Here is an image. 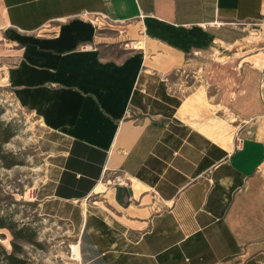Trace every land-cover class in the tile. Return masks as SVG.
Returning a JSON list of instances; mask_svg holds the SVG:
<instances>
[{
	"label": "crops",
	"instance_id": "1",
	"mask_svg": "<svg viewBox=\"0 0 264 264\" xmlns=\"http://www.w3.org/2000/svg\"><path fill=\"white\" fill-rule=\"evenodd\" d=\"M96 20L136 51L103 54ZM141 43L219 53L205 99L228 122L190 124ZM0 45L59 147L38 210L74 226L85 264H264V0H0Z\"/></svg>",
	"mask_w": 264,
	"mask_h": 264
},
{
	"label": "rangeland",
	"instance_id": "2",
	"mask_svg": "<svg viewBox=\"0 0 264 264\" xmlns=\"http://www.w3.org/2000/svg\"><path fill=\"white\" fill-rule=\"evenodd\" d=\"M96 24L98 35L102 38L99 50L103 54L121 59L136 51L130 44L133 34L128 33L126 38H123L124 33L120 34L127 27L117 28L103 22ZM139 47H144L146 67L167 73L164 83L168 86L169 93L178 95L179 102L192 100L194 111L186 115L190 118V124H206L213 119L215 122L210 125L216 126L221 119L229 120L220 111H216L217 108L212 106L213 102L206 101L214 89L209 88L205 73L225 60L217 58L219 53L190 54L181 62L180 57L160 50L159 46H143L141 43ZM1 49L0 45V124L12 136L6 139L0 127V218H5L14 230L23 229L25 237L34 232L36 244L16 240L10 230L2 228L0 252L13 253L12 244H15L21 249L16 255L24 264H85L81 249L80 260L78 253L77 261L69 259V246L79 241L74 226L66 220L43 216L38 210V201L46 194L49 181L56 174L60 159L59 147L50 143L39 120L14 101L9 87L2 79L3 70L10 62ZM224 124L225 130L222 133L231 138L227 135V130L230 131L231 128L225 122ZM236 139L235 135L233 143Z\"/></svg>",
	"mask_w": 264,
	"mask_h": 264
},
{
	"label": "trees",
	"instance_id": "3",
	"mask_svg": "<svg viewBox=\"0 0 264 264\" xmlns=\"http://www.w3.org/2000/svg\"><path fill=\"white\" fill-rule=\"evenodd\" d=\"M0 127L2 129L1 133L5 135L6 139L12 136L7 128L3 127V124H0ZM2 228H7L8 230H10L13 238L16 240H24L27 243L36 244V234L34 232L29 237H25V235H23V229L14 230L13 227L6 222L5 218H0V229ZM12 248L13 253L7 254L5 251L0 252V263L3 262L5 264H24V261L16 255L21 251L20 247L18 245L12 244Z\"/></svg>",
	"mask_w": 264,
	"mask_h": 264
},
{
	"label": "built area",
	"instance_id": "4",
	"mask_svg": "<svg viewBox=\"0 0 264 264\" xmlns=\"http://www.w3.org/2000/svg\"><path fill=\"white\" fill-rule=\"evenodd\" d=\"M97 22V20L95 21V23ZM118 183H122L120 180H117ZM80 249H79V241L77 244L75 245H71L69 246V251H68V254H69V259L72 260V261H77L78 259V255L77 253H79Z\"/></svg>",
	"mask_w": 264,
	"mask_h": 264
},
{
	"label": "bare ground",
	"instance_id": "5",
	"mask_svg": "<svg viewBox=\"0 0 264 264\" xmlns=\"http://www.w3.org/2000/svg\"><path fill=\"white\" fill-rule=\"evenodd\" d=\"M132 48H136V47H132ZM79 254V253H78ZM79 258H80V254H79ZM80 260V259H79Z\"/></svg>",
	"mask_w": 264,
	"mask_h": 264
}]
</instances>
